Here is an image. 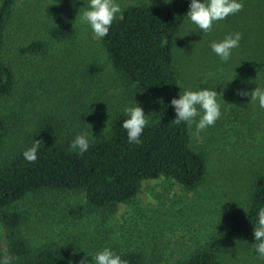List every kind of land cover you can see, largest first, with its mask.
<instances>
[{
	"label": "rangeland",
	"instance_id": "1",
	"mask_svg": "<svg viewBox=\"0 0 264 264\" xmlns=\"http://www.w3.org/2000/svg\"><path fill=\"white\" fill-rule=\"evenodd\" d=\"M169 1L115 0L122 13L131 5L164 6ZM237 2L243 4V10L215 22L211 33L203 34L188 17L176 37L174 52L184 90L208 88L219 94L221 117L215 125L197 133L196 124L192 123V146L207 159L205 181L188 189L164 176L145 180L130 202L113 210L84 214L73 212L85 203L81 193L29 196L15 208L25 217L26 235L36 244L74 240L80 261L87 258L88 264H93L91 256L104 248L139 249L148 255L156 252L157 264H179L211 237L224 234L231 212L247 213L252 180L264 170V108L251 102L250 96H239L237 92L264 89V0ZM88 4L89 0H17L5 45V59L16 72V86L11 95L0 96V120L12 111L20 115L22 102L28 108L32 106V115L37 117L48 106H59L61 97L80 88L89 89L82 91L86 95L82 103L87 108L79 103L74 106L78 118L82 112L92 115L94 122H86L90 123L85 132L88 136L103 130L108 123L100 122V110L109 115L137 104L147 119L151 118L147 98L132 91L134 88L113 67L101 39L88 24L81 23ZM62 24L73 26L75 36L62 41L53 39L49 30ZM236 32L242 35L239 47L232 50L228 62H222L212 51L211 43ZM36 39L46 41L45 53L21 52L22 47ZM74 49L77 54L73 51L76 55L69 60L64 53ZM51 55L56 58L53 65L67 61L70 66L48 68L46 59ZM75 58L84 64L69 85L73 73L70 67L77 66ZM97 70V74L92 73ZM59 76L68 87L56 81ZM98 91H105L101 101L97 99ZM98 104L104 108L109 105L110 110L96 109ZM60 110L68 113L72 108L64 106ZM196 119L198 122L199 117ZM221 256L224 264H264L257 257L254 244L242 237H229Z\"/></svg>",
	"mask_w": 264,
	"mask_h": 264
},
{
	"label": "trees",
	"instance_id": "2",
	"mask_svg": "<svg viewBox=\"0 0 264 264\" xmlns=\"http://www.w3.org/2000/svg\"><path fill=\"white\" fill-rule=\"evenodd\" d=\"M16 3L17 0L0 2V96L11 95L16 86V72L5 59L7 33ZM190 3L191 0H170L164 6H128L122 16L114 20L108 35L101 39L115 70L134 88L132 91L148 100L151 118L139 145L128 142L127 132L122 127L123 121L128 118L125 109L109 115L100 110V122L108 120V123L95 135H86L88 126L94 120L85 112L80 113L78 118L74 104L87 108L82 98L86 96L83 92H89L88 88H84L87 91L80 88L61 97L59 106L50 105L37 117L32 115V106L28 108L26 102L21 104L20 115L12 111L9 116H1L0 259L7 254L12 257V264L80 262L81 254L74 240L64 238L36 244L26 235L25 217L15 204L29 196L81 193L85 203L73 212L84 214L85 211L113 210L121 203L130 202L145 180L164 176L188 189L197 188L205 181L208 171L206 155L192 146V124H175L176 113L171 105L173 98L178 99L185 92L182 81L180 83L174 49L176 37L188 19L186 14ZM49 34L53 39L62 41L74 37L76 29L62 24L52 27ZM46 49V41L36 39L22 47L21 52L38 55L45 53ZM73 51L76 53L75 49L64 53L69 55V60L77 54ZM50 57L46 59L48 68L57 70L70 66L67 61L53 65L56 58ZM76 60L77 66L70 67L73 73L68 84L84 64ZM98 71L92 73L97 74ZM56 81L66 85L60 76ZM104 94L105 91L97 93L98 101ZM64 106L69 110L71 107L72 111L63 113L60 108ZM95 108L110 110L109 105L104 108L98 104ZM88 121L90 123L87 124ZM81 134L87 136L90 144L83 154L70 149L73 140ZM34 140L41 141L38 159L29 163L23 153L32 147ZM261 208H264V170L258 171L252 180L247 213L231 212L227 216L224 234L211 237L179 264H224L221 251L229 237H242L251 244L258 243L254 240L253 228L257 226ZM112 251L127 264H157L158 260L156 252L148 255L139 249Z\"/></svg>",
	"mask_w": 264,
	"mask_h": 264
},
{
	"label": "clouds",
	"instance_id": "3",
	"mask_svg": "<svg viewBox=\"0 0 264 264\" xmlns=\"http://www.w3.org/2000/svg\"><path fill=\"white\" fill-rule=\"evenodd\" d=\"M243 10V4L237 0H191L187 16L190 21L196 25L197 29L202 30L203 34L212 32L213 24L222 21L230 15H235ZM122 15V9L115 0H89L88 10L84 11L81 17V23H86L91 27L93 34L97 38H104L108 35L111 25L116 20L117 15ZM242 35L239 32L226 36L220 42H212V51L220 58L222 62H228L232 50L239 47ZM217 91L204 88L199 91L186 90L179 98H173L171 105L175 109L176 118L173 120L176 125L185 122L188 125L196 124L197 133L214 126L221 117L220 105L217 102ZM239 96H250L251 102H258L261 108H264V89L256 87L253 91H238ZM128 117L123 121L122 127L127 132L128 142L139 145L140 137L144 128L148 124V116H145L141 107L134 106L125 109ZM197 117L199 120L197 122ZM41 141L34 140L32 147L27 149L23 156L29 163H34L38 159V149ZM90 147L86 135L76 136L70 145L73 151L78 150L80 154L88 151ZM254 249L258 259L264 261V208L258 212V223L253 228ZM87 257V256H86ZM92 257L93 264H127V261L115 254L111 249L104 248ZM0 264H12V257L5 254L0 259ZM80 264H88L87 258L80 261Z\"/></svg>",
	"mask_w": 264,
	"mask_h": 264
}]
</instances>
